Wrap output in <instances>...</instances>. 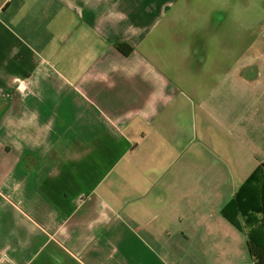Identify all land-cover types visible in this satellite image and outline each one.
<instances>
[{
  "label": "crops",
  "instance_id": "obj_1",
  "mask_svg": "<svg viewBox=\"0 0 264 264\" xmlns=\"http://www.w3.org/2000/svg\"><path fill=\"white\" fill-rule=\"evenodd\" d=\"M263 164L264 0H0V264H252Z\"/></svg>",
  "mask_w": 264,
  "mask_h": 264
},
{
  "label": "trees",
  "instance_id": "obj_2",
  "mask_svg": "<svg viewBox=\"0 0 264 264\" xmlns=\"http://www.w3.org/2000/svg\"><path fill=\"white\" fill-rule=\"evenodd\" d=\"M115 48L125 56L132 52V48L126 44H115ZM250 184H260L257 214L261 217V223L258 232L248 236L247 252L252 264H264V164L250 177L245 189H248ZM238 202L237 197V200L225 209L224 215L227 218L238 209Z\"/></svg>",
  "mask_w": 264,
  "mask_h": 264
}]
</instances>
